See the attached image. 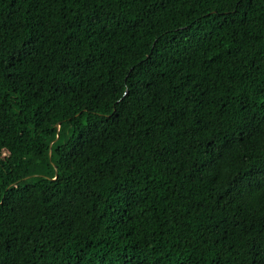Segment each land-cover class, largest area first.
Segmentation results:
<instances>
[{
    "label": "trees",
    "instance_id": "1",
    "mask_svg": "<svg viewBox=\"0 0 264 264\" xmlns=\"http://www.w3.org/2000/svg\"><path fill=\"white\" fill-rule=\"evenodd\" d=\"M0 264H264V0H0Z\"/></svg>",
    "mask_w": 264,
    "mask_h": 264
},
{
    "label": "water",
    "instance_id": "2",
    "mask_svg": "<svg viewBox=\"0 0 264 264\" xmlns=\"http://www.w3.org/2000/svg\"><path fill=\"white\" fill-rule=\"evenodd\" d=\"M56 136H57V135H56ZM56 136H55V137H56Z\"/></svg>",
    "mask_w": 264,
    "mask_h": 264
}]
</instances>
